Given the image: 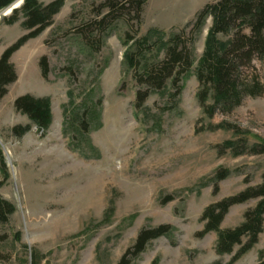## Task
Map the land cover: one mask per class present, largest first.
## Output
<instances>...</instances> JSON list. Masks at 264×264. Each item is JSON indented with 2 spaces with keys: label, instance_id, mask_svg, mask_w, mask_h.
Segmentation results:
<instances>
[{
  "label": "rangeland",
  "instance_id": "1",
  "mask_svg": "<svg viewBox=\"0 0 264 264\" xmlns=\"http://www.w3.org/2000/svg\"><path fill=\"white\" fill-rule=\"evenodd\" d=\"M20 1L0 11V58L29 33L22 14L1 21ZM138 1L141 8L64 0L52 24L11 57L16 80L0 99V198L15 211L0 221V264H119L143 229L162 225L170 232L128 256L131 264L264 262V216L258 242L237 260L241 246L219 254V232L202 234L208 207L264 182V94L230 108L210 93L208 113L198 96L213 26L199 15L219 0ZM240 23L217 38L250 35ZM169 50L183 51L191 67H176L157 88L148 74ZM238 70L241 83L264 87V54ZM25 96L50 101L49 128L16 108ZM259 202L232 206L220 230L241 226Z\"/></svg>",
  "mask_w": 264,
  "mask_h": 264
},
{
  "label": "trees",
  "instance_id": "2",
  "mask_svg": "<svg viewBox=\"0 0 264 264\" xmlns=\"http://www.w3.org/2000/svg\"><path fill=\"white\" fill-rule=\"evenodd\" d=\"M15 1L0 0V11ZM63 4L64 0H56L49 4H44L40 0H24L22 6L15 9L10 16L2 17L3 23L14 24L22 14L25 19L23 26L29 33L9 47L0 58V99L6 94V86L16 80V72L10 62L11 57L28 40L37 37L52 24L53 17L59 13ZM132 4L139 5L141 8V2L138 0L128 3L130 6ZM208 15L213 17V26L208 33L205 52L196 71L201 86V91L198 94L199 100L207 113L209 109L205 102L210 93L214 95L215 103H223L230 108L231 105L233 108L239 105L246 95L262 96L264 94V87L257 79H254L252 86L241 83L239 79L240 69L238 70L244 64H251L255 53L261 56L264 54V0H219L213 5H208L199 15V19ZM236 19L241 20L240 26L247 24L251 28V34L248 36L237 34L229 40H219L217 38L218 31H227ZM130 63L134 66L135 59L133 57H130ZM42 65L45 68L44 74H46L45 59L42 61ZM176 67H183L184 70L188 71L191 62L188 55H185L183 51L169 50L163 68H158L155 72L151 71L148 74L151 85L157 88L162 87ZM139 78L141 82L144 81L142 77ZM137 96L138 101H143L147 97L141 92ZM15 104L18 110L27 115L40 128L46 130L50 127L52 113L48 99H35L25 96L17 99ZM210 112L212 115L214 109L210 108ZM26 129L21 132H25ZM16 131L19 132V129L17 128ZM220 176V180L226 178V175L224 176L222 173ZM250 198H260V202L252 212L246 214V221L236 229L220 230L229 209ZM14 211L12 204L0 198V221L6 220V217ZM263 216L264 182L256 189H249L239 196L225 199L208 207L203 214L206 225L202 234L212 231L219 232L217 245L219 254L232 253L236 245L241 246L239 252L234 256V260H237L258 242L259 235L263 231ZM170 228L168 225H162L154 229H143L133 248L127 251L119 264H131V260L127 259L128 256L131 254L136 256L144 252L151 241L170 232ZM243 239L247 241L244 243Z\"/></svg>",
  "mask_w": 264,
  "mask_h": 264
},
{
  "label": "bare ground",
  "instance_id": "3",
  "mask_svg": "<svg viewBox=\"0 0 264 264\" xmlns=\"http://www.w3.org/2000/svg\"><path fill=\"white\" fill-rule=\"evenodd\" d=\"M21 2H22V1L18 2L16 5H14L13 8H15V7H19L20 4H21ZM11 9H12V8H9L8 11H10Z\"/></svg>",
  "mask_w": 264,
  "mask_h": 264
}]
</instances>
